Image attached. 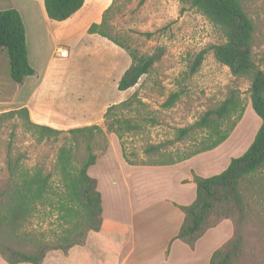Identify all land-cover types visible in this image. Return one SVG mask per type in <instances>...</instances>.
<instances>
[{
    "label": "rangeland",
    "instance_id": "rangeland-1",
    "mask_svg": "<svg viewBox=\"0 0 264 264\" xmlns=\"http://www.w3.org/2000/svg\"><path fill=\"white\" fill-rule=\"evenodd\" d=\"M91 1L88 0L87 5ZM99 1L101 6L109 3L110 6L103 12L101 8L94 10L90 19H100L97 23L100 24L109 9L105 16L107 32L123 47L99 35H90L91 26L75 28L73 35H70L72 27H64L62 34L70 35L67 39L62 37L59 41L48 42L44 38L37 43L38 38H35L29 46V58L38 74L44 73L56 48L68 49V58L55 57L46 76L28 77L22 85L11 80L7 51L0 49V114L16 106L9 103L28 97L36 82L42 85L36 106L25 107L34 124L44 122V126L64 132L99 126L104 133L93 142L97 162L89 169V174L97 180L110 211L115 205L127 207L130 195L124 187L126 181H140V176L150 169L159 170L157 174L163 178L161 176L169 175L167 171L172 167L185 166L188 162V169L179 170L184 184L194 182L195 176L211 177L224 171L233 158L242 156L250 147L261 120L251 105V78L234 76L213 55V47L225 42L218 27L196 8L182 5L179 0ZM240 2L255 26L254 63L264 72V0ZM66 40L68 43L64 42ZM160 49L164 55L150 72L133 88L119 91V82L133 63L130 53L140 58L152 56ZM202 52L205 53L203 63L193 70ZM172 96H176L175 103L166 107ZM231 97L237 100L239 109L222 124L221 134L229 136L225 142L207 149L219 138L207 130H193L184 140L177 141L180 129L194 125ZM138 100L145 106H140ZM121 103L130 106L119 107L115 114L132 119L141 128L125 133L119 140L108 132L105 114L110 107ZM34 132L24 119H0V188H4L8 180L11 159L18 160L24 169L41 168L53 173L55 184H59L56 159L65 135L39 144ZM159 144H164L161 151L146 152L150 146ZM86 156V144L82 141L78 166ZM151 182L159 190L163 188L158 193L164 196L172 198V192L176 197L181 195L175 189L167 190V183L162 179ZM169 182L168 187L172 189L175 184L172 180ZM131 188L134 197L136 188L134 185ZM243 189L247 223L245 255L240 264H264V167L245 180ZM144 190L147 195L153 191L150 187ZM182 194L185 196L186 190L182 189ZM56 215V210L40 205L27 228L53 240L56 232H60ZM215 229L220 248L234 234L233 221L225 220ZM213 244L209 248L215 251L218 247L214 248Z\"/></svg>",
    "mask_w": 264,
    "mask_h": 264
},
{
    "label": "trees",
    "instance_id": "trees-1",
    "mask_svg": "<svg viewBox=\"0 0 264 264\" xmlns=\"http://www.w3.org/2000/svg\"><path fill=\"white\" fill-rule=\"evenodd\" d=\"M85 2L86 0H45V11L51 21L62 23L78 13ZM179 2L196 8L220 30L225 42L213 47V55L234 76L251 78V105L261 120V126L247 151L242 156L233 158L224 171L211 177H194L196 198L190 205L179 207L184 214V220L175 240L194 249L206 233L217 228L223 221L232 220L234 234L213 253L210 264H240L245 255L244 231L247 223L243 183L264 167V72L253 60L255 26L240 0ZM108 10L103 14L102 22L92 24L88 33L99 35L123 47L107 32L105 16ZM0 49L7 51L10 78L14 83L22 85L26 78L36 74L29 63L25 27L17 10L0 11ZM130 55L133 63L118 85L122 92L136 86L162 59L164 51L160 49L152 56L140 58L131 53ZM204 55V52L199 54L193 70L202 65ZM175 101L176 96H172L166 107L172 106ZM138 103L145 106L141 100ZM127 105H114L105 114L108 132L116 135L119 140L125 133L141 128L132 119L115 114L119 107ZM238 109L237 100L234 97L228 98L219 108L207 112L194 125L180 129L177 141L184 140L193 130L212 131L219 138L207 149H214L229 137L228 134H221L222 124ZM17 117L24 119L28 127L35 131L39 144L65 135L56 159L59 184H55L53 173H47L41 168L27 170L20 166L18 160L11 159L8 163V180L4 188H0L1 258L7 264H43L48 253H68L75 246H83L90 232H99L102 229V194L97 180L89 174V169L97 162L93 142L104 132L99 126L64 132L34 124L27 108L0 114V119L4 121ZM82 141L86 144L87 156L81 161V166H78ZM163 147L164 144L150 146L146 152L156 153ZM123 156L125 158L124 152ZM40 205L57 212L60 232H56L53 240H49L43 233L27 228Z\"/></svg>",
    "mask_w": 264,
    "mask_h": 264
},
{
    "label": "crops",
    "instance_id": "crops-1",
    "mask_svg": "<svg viewBox=\"0 0 264 264\" xmlns=\"http://www.w3.org/2000/svg\"><path fill=\"white\" fill-rule=\"evenodd\" d=\"M87 1L78 13L62 23L51 21L48 18L45 11V0H0V11L14 9L20 13L25 27L29 58V46L35 38H38L37 43L44 38L48 42L59 41L62 37L67 39L68 36L75 34V28L86 26L85 28L88 29L93 23L99 22L100 19L94 21L90 19L94 10L101 8L103 12L110 6V3L101 6L99 0H92L91 4L87 5ZM68 26L72 27L70 35H63L62 30ZM64 42L68 43L67 40ZM58 49L55 50V56H51L44 73L38 74L35 71L36 74L33 77L46 76L56 61L55 57L60 59L57 55ZM2 52L4 53L3 50ZM29 63L31 65L30 58ZM41 89L42 85L34 82L28 97L25 96L16 103H9V105H16L11 110L35 107L36 98ZM41 124L43 125L44 122ZM187 163L184 164L185 166L172 167L173 169L167 171L169 175L161 176L163 178L158 176L157 171L159 170L150 169L140 176V181H126L124 187L127 194L130 195L127 199V207L121 208L115 205L110 211V207L106 208L103 200L102 229L99 232H90L83 246H75L68 253L62 251L48 253L43 264H207L210 262L213 253L220 246L217 229L206 233L194 249L175 240L184 220V214L179 207L190 205L196 198L195 183L184 184L181 180L183 176L179 170L188 169ZM160 179L163 182L166 181L165 188L167 190L175 189L181 195L176 197L173 195L175 192H172V198H169L158 193L162 192L163 188L161 187L159 190L151 181ZM171 180L175 184L172 189L168 187ZM174 180L177 181L174 182ZM131 185L136 188L135 199L131 196ZM145 187L152 188V194H145L147 192L144 190ZM182 189L186 190L185 196L182 194ZM167 195L170 194L167 193ZM108 202L110 203V199ZM210 244H213L214 248H218L213 251V248H209ZM0 264H7L1 256Z\"/></svg>",
    "mask_w": 264,
    "mask_h": 264
},
{
    "label": "built area",
    "instance_id": "built-area-1",
    "mask_svg": "<svg viewBox=\"0 0 264 264\" xmlns=\"http://www.w3.org/2000/svg\"><path fill=\"white\" fill-rule=\"evenodd\" d=\"M70 52L66 48H59L57 51V55L60 59H67Z\"/></svg>",
    "mask_w": 264,
    "mask_h": 264
}]
</instances>
